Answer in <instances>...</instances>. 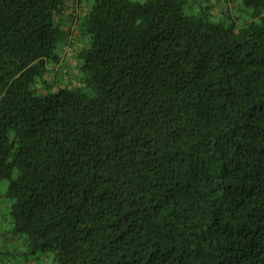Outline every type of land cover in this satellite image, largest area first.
I'll list each match as a JSON object with an SVG mask.
<instances>
[{"label": "trees", "instance_id": "obj_1", "mask_svg": "<svg viewBox=\"0 0 264 264\" xmlns=\"http://www.w3.org/2000/svg\"><path fill=\"white\" fill-rule=\"evenodd\" d=\"M67 1L0 0L14 264H264V0H86L76 88L46 78Z\"/></svg>", "mask_w": 264, "mask_h": 264}, {"label": "rangeland", "instance_id": "obj_2", "mask_svg": "<svg viewBox=\"0 0 264 264\" xmlns=\"http://www.w3.org/2000/svg\"><path fill=\"white\" fill-rule=\"evenodd\" d=\"M134 1L145 2L146 0ZM89 7L86 0H69L66 2V8L57 17L69 43L63 44L60 48L61 60L54 65H50V72L46 78L51 82H55L58 87L76 88L81 85V73L78 70L79 63L76 59V52L82 46V40L79 36V19L76 18L73 21L72 17L76 15L80 18L88 11ZM184 12L188 15L205 13L215 21L235 22L238 26L247 23L252 14L250 9L243 6L242 0H188ZM37 88L42 92V83L39 82ZM8 184L7 180L0 179V204H5L0 212V231L4 232L2 238H0V250L11 251L12 253L14 251L15 256L3 260L5 264H14L18 260L16 254L23 253L25 246L21 245L19 240H23L24 236L15 238L11 232L12 224L9 216L11 201L5 197ZM51 260V256L38 261L30 258L31 264H40L41 262L42 264H50Z\"/></svg>", "mask_w": 264, "mask_h": 264}, {"label": "crops", "instance_id": "obj_3", "mask_svg": "<svg viewBox=\"0 0 264 264\" xmlns=\"http://www.w3.org/2000/svg\"><path fill=\"white\" fill-rule=\"evenodd\" d=\"M60 60H61V59H60ZM49 69H50V68H49ZM4 205H5V204H4ZM4 205H3V204H0V212H1V210H2V208H3ZM3 233H4V232L0 231V238H2ZM0 242H1V239H0Z\"/></svg>", "mask_w": 264, "mask_h": 264}]
</instances>
